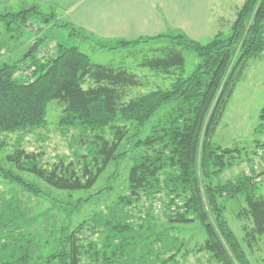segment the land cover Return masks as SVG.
I'll list each match as a JSON object with an SVG mask.
<instances>
[{"label": "trees", "instance_id": "1", "mask_svg": "<svg viewBox=\"0 0 264 264\" xmlns=\"http://www.w3.org/2000/svg\"><path fill=\"white\" fill-rule=\"evenodd\" d=\"M31 19L88 39L72 25L56 21L53 11L44 14L35 6L0 15L5 30L17 36L22 27H30ZM155 42L160 47L152 48ZM144 46L153 53L144 54L138 66L171 77L168 88L133 94L146 86L141 77L122 66L95 64L76 46L57 45L44 60L35 51L0 63V134H33L47 123V104L56 101L61 107L60 132L76 131L86 150L46 167L37 163L35 154L15 149L6 159L18 170L51 188L72 192L92 187L109 164L114 165L108 177L112 180L120 162L127 155L131 159L127 193L73 228L62 223L32 231L22 219L0 214V264H176L177 259L185 263L192 253L204 254L208 264H251L247 251L264 234V166L258 156L264 149V125L254 149L260 165L252 164L225 182L218 176L241 151L217 146L213 136L247 62L264 53V0H244L230 33L219 32L207 43L176 33L118 40L114 47L99 48L135 57ZM183 49L198 58L186 77ZM31 66L33 80H22L19 71ZM122 143L125 149L119 151ZM0 177L45 197L1 166ZM240 197L245 204L240 214L252 222L243 225L241 241L225 218L224 204ZM88 200L78 199L76 207ZM194 223L204 238L188 248L175 225Z\"/></svg>", "mask_w": 264, "mask_h": 264}, {"label": "rangeland", "instance_id": "2", "mask_svg": "<svg viewBox=\"0 0 264 264\" xmlns=\"http://www.w3.org/2000/svg\"><path fill=\"white\" fill-rule=\"evenodd\" d=\"M30 4L26 2L20 5V2H14L11 6H0V15L19 12L23 8L29 7ZM40 11L44 14L48 13L46 9H41ZM55 17L57 18L56 13ZM29 25L30 27H22L20 34L17 36L14 31L11 33L7 32L4 23L0 21V63H12L23 57L33 43H36L37 40L34 41V39L37 37L39 40V45H37L36 49L37 58L42 51L50 49L52 53L55 52L57 45L65 47L76 46L80 52L87 55L91 62L95 64L122 66L127 71L141 77L146 86L135 89L133 94L146 90L150 91L157 87L168 88L172 83L171 77L161 76V74L154 75V72L138 66V61H140L141 57L144 54L151 56V49L160 47V42H155L151 46L152 48L146 47L147 45L142 47L143 49L135 54L138 56L128 57L120 51L102 52L96 48L100 43L90 40L80 30L79 32L84 37L87 36L88 39L82 40L80 36L71 33L69 29L54 27L52 23L44 25L37 19H31ZM14 27L15 25L12 23L11 28L14 29ZM229 33V28L223 31L225 35ZM31 40L33 43L29 44ZM206 40L204 39L203 43H207L208 41L206 42ZM182 54L184 58L183 76L186 77L193 72L198 58L191 50L183 49ZM41 58L45 59V57ZM263 107L264 60L259 61L251 58L247 62L232 96L226 103L222 118L213 136V142L217 146L240 149L241 151L240 155L233 158L231 166H228L220 173L217 178L218 181L231 180L241 172L246 171L248 167V160L246 159L250 156L253 138H260V133L256 130V126L259 122L258 115ZM60 113V105L56 101H50L46 106L45 119L47 123L43 128L27 135L17 133L0 134V166L11 170L21 179L33 184L45 194V197L33 196L18 185L0 177V214L9 218H16L17 220L22 219L23 224L31 225L32 231L41 232L46 226L58 228L62 223L73 228L80 222L88 220L93 214L103 211L107 206L114 203L119 196L127 193L126 176L131 165L129 155L120 162L118 174L112 180H108V177L113 173L114 165L109 164L92 187L72 192L51 188L34 175L18 170L14 163L7 161L6 157L13 153L15 149L35 154L37 163L46 167L57 162L59 158H65L70 161L74 159L75 155L86 152L85 147L79 143L81 136L76 131L69 130L66 134L60 132L57 125ZM124 147V143H122L119 151L124 150ZM105 186H109L108 190L98 193ZM261 192L264 195L263 187ZM85 198H89V200L76 207L78 199ZM54 200L61 202V204L56 203ZM224 204L226 206L225 218L236 238L241 241L244 236L243 225H252L250 219L240 214L245 208L244 201L240 197L224 201ZM12 208L13 210L8 213ZM175 226L179 229L177 233L179 238L182 239L188 248H192L195 243H200L204 238L198 224ZM9 249L12 250L10 244ZM9 249L8 251H10ZM247 253L251 264H264V234L259 237L252 249H249ZM0 258H2L1 253ZM177 260L176 264H208L205 255L202 253L190 254L185 263H180L179 259Z\"/></svg>", "mask_w": 264, "mask_h": 264}, {"label": "crops", "instance_id": "3", "mask_svg": "<svg viewBox=\"0 0 264 264\" xmlns=\"http://www.w3.org/2000/svg\"><path fill=\"white\" fill-rule=\"evenodd\" d=\"M238 1L0 0V6H11L14 2H20L22 5L27 2L31 3L30 6L22 10L35 6L40 10L46 9L48 13L53 11L57 16L56 21L72 25L90 40L100 43L97 49L107 52L111 50L101 49L99 46L114 47L118 40L131 41L139 37H154L160 34L180 33L200 43H203L204 39H207L206 42L210 41L217 33L230 29L236 10L244 2ZM32 43L31 40L29 44ZM254 58L264 60V53ZM258 118L256 130L259 132L264 125V107L261 108ZM258 140L256 137L253 138L250 156L247 158L248 166L260 165L254 157Z\"/></svg>", "mask_w": 264, "mask_h": 264}, {"label": "built area", "instance_id": "4", "mask_svg": "<svg viewBox=\"0 0 264 264\" xmlns=\"http://www.w3.org/2000/svg\"><path fill=\"white\" fill-rule=\"evenodd\" d=\"M52 54V51L48 49L47 51H42L38 58L42 59L41 57L48 58ZM43 60V59H42ZM34 72V66H31L29 68H24V70L19 71L18 75L22 80L31 82L33 80L32 73ZM263 144H264V130H263ZM258 156L261 160L262 167L264 166V149L258 153Z\"/></svg>", "mask_w": 264, "mask_h": 264}, {"label": "water", "instance_id": "5", "mask_svg": "<svg viewBox=\"0 0 264 264\" xmlns=\"http://www.w3.org/2000/svg\"><path fill=\"white\" fill-rule=\"evenodd\" d=\"M37 49V43H33V45L29 48V50L25 53L24 57L34 53ZM261 176L264 177V171L261 173Z\"/></svg>", "mask_w": 264, "mask_h": 264}]
</instances>
